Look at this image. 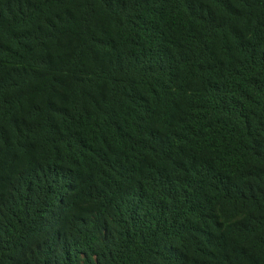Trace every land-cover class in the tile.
<instances>
[{
  "label": "trees",
  "instance_id": "obj_1",
  "mask_svg": "<svg viewBox=\"0 0 264 264\" xmlns=\"http://www.w3.org/2000/svg\"><path fill=\"white\" fill-rule=\"evenodd\" d=\"M0 264H264V0H0Z\"/></svg>",
  "mask_w": 264,
  "mask_h": 264
}]
</instances>
